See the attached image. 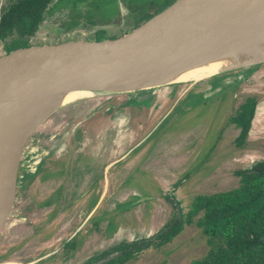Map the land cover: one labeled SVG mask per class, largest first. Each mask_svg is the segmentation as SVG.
I'll return each instance as SVG.
<instances>
[{"label": "rangeland", "instance_id": "1", "mask_svg": "<svg viewBox=\"0 0 264 264\" xmlns=\"http://www.w3.org/2000/svg\"><path fill=\"white\" fill-rule=\"evenodd\" d=\"M6 1L0 0V9ZM164 2L165 0H105V4L99 5L98 10H95V3H80L75 9L55 10L39 26L32 41L34 45H40L79 39L94 40L96 29H102L105 37L120 36L130 31L136 20L163 6ZM72 19L78 20L75 27L66 28ZM12 38L14 36L9 37ZM241 73L246 75L245 81L242 80L237 85L231 84V88L221 94L225 98L202 97V90L211 81L222 77L225 81L231 79L234 83L237 75ZM198 81H195L198 82L196 88L182 98L185 105L191 107L188 111L180 112L179 107L175 108L157 122L158 114L166 109L171 111V100L165 108L161 101L154 99L147 101L143 107H118L115 104L119 100L137 95L120 94L109 97L113 98L109 102L97 105L71 134L70 141L82 135H93L89 145L83 147V154L78 160L84 158L94 163L104 162L108 156L107 159L118 158L129 149L135 148L125 159L122 160L123 156L119 158L111 169V175L113 171L122 172L116 178H111L109 188V192H113L111 200L117 206L106 212L110 199L107 198L94 216L102 219L106 217L110 221L105 226L106 231L105 223L101 222L100 247L84 251V254H93L95 260H76V264H97L109 256L111 250L116 251L120 242L130 244L140 237L155 234L171 220L175 202L182 208V214L190 208L192 200L198 194H210L240 185L236 171L248 169L264 159V63L249 71H229ZM176 85L180 84L173 86ZM164 88L158 89L153 97H160ZM243 95L249 97L244 98ZM244 100H248L252 119L247 131L241 132L240 127L231 124L229 117L234 108H241L239 104ZM111 104L116 108H111ZM156 105L162 109L157 112L151 110ZM136 129L138 133L133 135L132 132ZM64 137L61 136L56 143H60ZM70 156L69 150L55 158L54 163L58 162V169L49 175L43 165L47 162L44 160L36 173L37 179L44 180L46 172L50 178L66 182L65 166L68 165ZM97 187L99 191L100 181L96 183L95 188ZM96 196L97 194L92 196L88 207L93 205ZM114 197H126V206L123 207L119 199L116 202ZM137 199L138 202L135 203ZM20 204L21 202L17 209ZM58 228L59 222L52 218L47 227V237H51ZM83 236L81 233L77 245L79 247L86 240V236ZM156 242L158 241H151L147 247L136 250L131 245L128 247L130 250H125L119 260L112 261V264H188L203 256L209 248L207 236L192 223L183 225L170 242L162 243L159 248L153 247ZM6 248L0 240V260L6 258L9 252L5 251ZM8 248L12 251L14 247L10 245ZM115 251L112 254L118 252ZM59 255L50 256L37 264L63 262L64 260L59 259L64 254L60 257ZM26 261L28 260H20Z\"/></svg>", "mask_w": 264, "mask_h": 264}, {"label": "water", "instance_id": "2", "mask_svg": "<svg viewBox=\"0 0 264 264\" xmlns=\"http://www.w3.org/2000/svg\"><path fill=\"white\" fill-rule=\"evenodd\" d=\"M262 24L264 0H174L116 38L30 45L0 55V114L11 113L0 130V233L13 218L45 153L61 136L70 137L97 105L131 93L137 96L130 105H139L160 88L187 83L177 80L126 89L172 72L234 34ZM261 63L264 55L202 80ZM76 91L91 95L61 102L35 121L46 100ZM169 228L145 238L142 246Z\"/></svg>", "mask_w": 264, "mask_h": 264}, {"label": "flooded vegetation", "instance_id": "3", "mask_svg": "<svg viewBox=\"0 0 264 264\" xmlns=\"http://www.w3.org/2000/svg\"><path fill=\"white\" fill-rule=\"evenodd\" d=\"M257 66L258 65H253L250 67L237 69V70L240 71L246 69V71H249L250 69L256 68ZM230 72H235V70ZM226 73L229 72H225V74ZM220 74H224V73H220ZM217 75L219 74H216L214 76ZM245 76L242 73L238 74L236 80L233 79L235 80L234 83L231 81V79L225 81L224 79H222V77L218 78V80H215L214 82L211 81V83L207 84L205 88L202 90L203 92L202 97L225 98L224 96L221 95L222 92L230 89L231 84L232 85L240 84L242 80H244ZM211 77H209V79ZM198 82L195 83L187 82L183 85L182 83H180V85H176V86L173 85L166 86L164 88L163 94L160 97L154 98L157 96L154 97L152 96L150 97V99L145 100L142 104L139 105L133 104V105L143 107L147 101H151L154 99L157 102L161 101L163 107L164 106L166 107L169 100H171L170 107L173 105L171 111H168L166 109L163 113L158 114L156 116L157 117L156 121L158 122V119L160 117L168 116L175 108L179 107L180 112H183L184 110L188 111L189 108L191 107L190 105H185V101L182 98H184L189 91L194 90ZM136 96H131L130 98L129 97L123 98V101L116 98V100H119V103L115 105H117L118 107H120L121 105H130L132 98H135ZM243 97L248 98L249 96L247 97V95L246 96L243 95ZM241 103L239 104V106L241 105ZM113 105L114 104H111V108L113 109L116 108V106ZM148 105H150V103H148ZM161 109L157 107V105L156 107L151 108V110L155 112H157L158 110L160 111ZM239 110L240 107H237V109L234 108L229 117V121L235 127L237 126L234 122H232V120L239 117V112H238ZM148 116H150V113ZM245 116L247 118V125L249 126L252 117L248 113ZM137 133H138L137 129L135 130V132H132L133 135ZM91 136L93 135H86V136L82 135L77 137L76 140L73 139L72 141H70V137H64V139H62L60 143L58 142H57L58 144L55 143L45 153L40 163L32 173L31 176L32 179H30L26 191L23 194V199L21 201L20 207L16 210L12 220H10V222L5 227V229L0 233V240H2L4 246L7 247L5 251L6 252L9 251L8 254L6 255V258L4 260H0V264H37L41 260H45L50 256L59 255V254L61 255L64 254V256L61 259H59L64 261L57 264H63V263L76 264V260H95V256H93V254H90V252L84 254V251L89 248L95 249V247H100V242H102L101 222L102 224L105 223L104 229L106 231L105 226L107 224H110L109 223L110 221L106 217L102 219L98 217L94 218V216L100 205L107 198L110 199H109V203L107 204L106 212L107 210L111 211L114 207L117 206V205L115 206V202L111 200V197L113 196V192H109V188H110L111 178L112 179L116 178L122 172L120 170L118 171V173L116 171L115 172L113 171V174L111 175L112 173L111 169L113 168L115 163H117V160L119 158L123 156L122 160L125 159L128 156V154L135 148L130 150L129 147L128 148L129 150L127 149L128 151L121 154L118 158L116 157L112 159H107L109 158L108 156L107 158H105L104 162L100 161L98 163H94L84 158H80L78 160L80 155L83 154L82 152L83 147L89 145L91 141L90 139ZM69 150L71 151V156L68 165L65 166V170L67 173L66 182L56 181L55 179L47 176V173L49 175L50 172H54L56 169H58V162L54 163L56 161L55 158H58L60 155L63 154V152L65 153ZM98 156L100 157V154ZM44 160L47 161L43 164L45 166V169H47V173L45 172L44 175L46 176V178L40 181V179H37L38 175L36 173ZM135 160L137 161V158H135ZM98 181H100L99 191H98V187L95 188V185ZM94 194H97L96 200L94 201L92 206L88 207L90 200ZM113 199L117 202L116 197H114ZM125 200L119 202L123 204V207L126 206ZM179 209H180V218H181L182 208ZM172 212H173L171 214L172 222L169 223L170 227L173 222L177 221V219H180L179 217H176L175 204L174 207L172 208ZM52 218L56 219L57 222H59V228L57 232L52 233L51 237H47L46 235L47 227ZM167 225L162 226L158 230V232ZM180 230L176 233V235L180 232ZM64 232H66V235L63 236ZM81 233L82 235L86 236V240L79 247L77 245ZM176 235H174L169 241H163L162 239L157 240L158 237L160 236L158 235V237L150 240L144 246H142V243L143 240L147 238L146 236L140 237L139 239H137L136 241L130 244H124L123 242H120L116 246L117 250L116 251L111 250L109 252L110 253L109 256L112 255L114 251L121 252L119 256L113 259L116 260L123 255V252L125 250L126 251L130 250L128 249V247H130L131 245H134V247H136L135 248L136 250L138 248L147 247L153 240L154 242L155 240L158 241L154 243L155 245H153V247L159 248L162 243L170 242ZM104 242L105 241H103V243ZM10 245H13L14 247L12 251L8 248L10 247ZM61 255H59V257ZM20 260H28V261L20 262ZM67 260H72V262L68 263Z\"/></svg>", "mask_w": 264, "mask_h": 264}, {"label": "trees", "instance_id": "4", "mask_svg": "<svg viewBox=\"0 0 264 264\" xmlns=\"http://www.w3.org/2000/svg\"><path fill=\"white\" fill-rule=\"evenodd\" d=\"M173 1L165 0L163 6L136 20L131 29ZM80 3H95V10H98L105 0H7L0 9L1 54L34 45L32 38L50 13L75 9ZM76 21L72 19L66 28H74ZM94 32V40L119 36L105 37L102 29ZM11 36L14 38L9 39ZM240 106L239 117L232 122L244 132L248 128L245 115L252 113L248 100ZM236 175L240 185L224 191L198 194L190 208L157 240L169 241L183 225L192 223L207 236L209 248L203 256L188 264H264V238H261L264 235V159L248 169L236 171ZM112 261L106 264H112Z\"/></svg>", "mask_w": 264, "mask_h": 264}, {"label": "bare ground", "instance_id": "5", "mask_svg": "<svg viewBox=\"0 0 264 264\" xmlns=\"http://www.w3.org/2000/svg\"><path fill=\"white\" fill-rule=\"evenodd\" d=\"M263 55L264 24L234 34L228 39L217 44L211 51L197 57L196 59L172 72L150 79L143 83L128 86L126 89L156 86L177 80L184 82H189V80H191L195 82L217 71L238 66L244 62ZM117 90L121 89L118 88ZM86 95H91V93L76 91L54 96L51 99L46 100L39 107L35 121H37L57 104ZM10 116V111L0 114V130L4 125V122Z\"/></svg>", "mask_w": 264, "mask_h": 264}, {"label": "crops", "instance_id": "6", "mask_svg": "<svg viewBox=\"0 0 264 264\" xmlns=\"http://www.w3.org/2000/svg\"><path fill=\"white\" fill-rule=\"evenodd\" d=\"M119 199V200H118ZM117 200L118 201H123V200H125L126 198H124V197H121V198H118Z\"/></svg>", "mask_w": 264, "mask_h": 264}]
</instances>
